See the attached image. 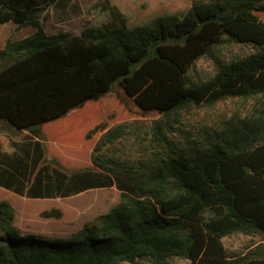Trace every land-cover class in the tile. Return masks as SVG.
<instances>
[{"label":"trees","instance_id":"obj_1","mask_svg":"<svg viewBox=\"0 0 264 264\" xmlns=\"http://www.w3.org/2000/svg\"><path fill=\"white\" fill-rule=\"evenodd\" d=\"M57 2L0 0V26L34 29L0 50V121L28 134L0 151V188L48 200L115 187L119 202L70 238L46 240L21 234L0 201V264H264V0H191L134 27L105 0L78 37L44 32ZM233 99L249 108L186 126ZM88 102L102 111L86 135L99 133L91 166L69 170L46 158L41 128ZM237 234L259 240L226 250Z\"/></svg>","mask_w":264,"mask_h":264},{"label":"rangeland","instance_id":"obj_2","mask_svg":"<svg viewBox=\"0 0 264 264\" xmlns=\"http://www.w3.org/2000/svg\"><path fill=\"white\" fill-rule=\"evenodd\" d=\"M105 0H58L42 16L41 23L47 35L67 33L80 36L83 29L102 19L100 3ZM127 20L128 27L145 25L163 15H180L191 6V0H108ZM207 3L210 0H199ZM264 23V13H255ZM34 31L27 27L18 29L12 23L0 26V50L6 41L23 39ZM236 53L239 49L228 51ZM2 63L0 62V68ZM199 68L209 70V63L201 61ZM249 108L248 103L238 99L226 100L212 108H199L186 126L214 124L219 119L228 117L234 112L242 113ZM102 121L100 102H88L81 108L74 109L65 117L42 126L47 159L57 160L69 170L84 169L91 166L90 156L93 146L99 137L95 133L91 138L86 135ZM28 138L26 132H17L8 124L0 121V151L6 154L14 152L15 145H21ZM127 145H132L128 143ZM133 153L134 150H127ZM0 201L8 202L15 210L14 226L21 234H34L46 240L70 238L85 224L96 217L107 213L119 202V192L115 187L94 189L64 199L29 200L11 192L0 189ZM60 210V219L42 218L41 214L48 210ZM258 238L242 234L223 238L222 244L228 251L245 253L258 242ZM170 264H190L186 260L173 259ZM129 264V263H121ZM136 264H149L137 261Z\"/></svg>","mask_w":264,"mask_h":264},{"label":"crops","instance_id":"obj_3","mask_svg":"<svg viewBox=\"0 0 264 264\" xmlns=\"http://www.w3.org/2000/svg\"><path fill=\"white\" fill-rule=\"evenodd\" d=\"M1 189V188H0ZM2 190H4V189H2ZM6 191V190H5Z\"/></svg>","mask_w":264,"mask_h":264}]
</instances>
